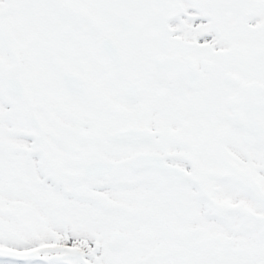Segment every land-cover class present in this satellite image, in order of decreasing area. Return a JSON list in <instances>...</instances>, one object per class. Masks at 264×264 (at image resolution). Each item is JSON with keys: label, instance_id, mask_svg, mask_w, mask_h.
Segmentation results:
<instances>
[{"label": "snow or ice", "instance_id": "obj_1", "mask_svg": "<svg viewBox=\"0 0 264 264\" xmlns=\"http://www.w3.org/2000/svg\"><path fill=\"white\" fill-rule=\"evenodd\" d=\"M0 264H264V0H0Z\"/></svg>", "mask_w": 264, "mask_h": 264}]
</instances>
